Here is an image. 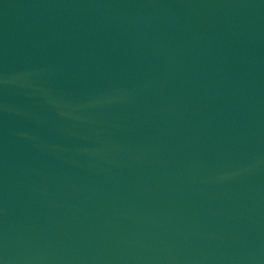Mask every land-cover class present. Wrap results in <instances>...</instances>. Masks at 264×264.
<instances>
[{
    "label": "water",
    "instance_id": "95a60500",
    "mask_svg": "<svg viewBox=\"0 0 264 264\" xmlns=\"http://www.w3.org/2000/svg\"><path fill=\"white\" fill-rule=\"evenodd\" d=\"M0 264H264V0H0Z\"/></svg>",
    "mask_w": 264,
    "mask_h": 264
}]
</instances>
